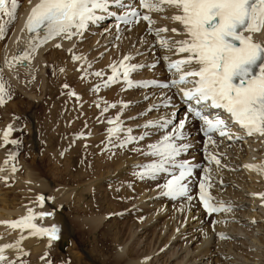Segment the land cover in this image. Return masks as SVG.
<instances>
[{"label": "rangeland", "instance_id": "rangeland-1", "mask_svg": "<svg viewBox=\"0 0 264 264\" xmlns=\"http://www.w3.org/2000/svg\"><path fill=\"white\" fill-rule=\"evenodd\" d=\"M20 1L23 3V0H18L19 10L22 7ZM8 6L10 9L11 0H9ZM19 10L17 9L16 11L17 16ZM161 18L165 17L161 16ZM16 19L17 18L12 20L6 15L0 16V23L5 24V33L3 37L0 38V50L7 44L8 36L11 33L12 26L15 24L14 22ZM108 24L107 20L101 22V26L100 24L97 26V28L102 30L101 34L100 32L89 33L87 39L78 42L80 43V47L86 45L87 42H90L93 37L98 34V39L105 36L107 34L105 29L108 27L111 28ZM106 30L109 31V29ZM127 30L128 28L125 29V36L130 34ZM118 33L119 32L116 30H113V33L111 32L113 39L106 42L107 45H105L107 47L105 49L97 51L100 49V47H97L95 51L98 53L95 54L92 59L91 55L88 56V54H85V61L83 64L74 62L72 58L74 55L80 56V53L74 54L79 48L76 49V47H74L68 52L53 48L49 49L44 53L45 60H47L43 67V74L38 72H32L33 74H26L23 71L19 72L18 76L20 79L22 78L21 86H17L19 89L13 84L15 83L13 82L14 79H8V74L5 73L6 71L2 67L3 64L0 59V84H3L5 90L3 97L4 102L0 104V125L3 127L11 125L12 129L8 137L9 142L6 143L3 139L2 144L3 148L7 150L5 153L7 157L6 164L15 166L17 169L14 167H12V169H15L17 174L19 172L18 176H14L15 178L10 177L9 179L7 178L8 180H5L0 168V208L3 207L4 204H6L4 207H9V209L13 206H17L18 208H16V211L35 206L39 208L40 203L45 205V201L50 202L49 194L51 191H49V189H53L55 192L69 189L73 191L71 194L72 199L69 198V201L66 203L62 202V204L60 203V205L55 207L56 210L58 209L61 211L63 218L58 217V221L54 224L57 226L59 221L61 223L58 233L59 239L52 241V246L49 247V249L54 247L52 248L54 250L51 249L53 253L47 264H124L123 262L137 261V259L145 260V258H148V261L145 260L147 264H177V257H169V252L173 250L171 249L173 244H170L171 240L167 239L170 235L174 234L173 232L175 231H173V229H177L176 226L179 225V222H184L186 230L182 237H179L181 239L174 242L176 248H179V246H189V249H195L200 239H202L203 233H206L207 229H210L211 233H214V222H216L217 225L214 214L211 215L212 217L208 216L209 218H206V216V222H202L196 228V232L198 231L199 233L190 238L186 237L190 235L188 228L193 224L188 222L197 217L199 212L195 202V194L200 190L199 183H206L208 179H210L208 175L206 176L204 171L206 155L209 156L211 148L215 147L216 149V147H221L220 145L213 146L212 143L204 144V142H207V140L204 139L202 143V138L199 136L200 134H198L195 124L193 125L191 123L186 125L185 134L188 139L181 142L188 144L192 142L193 146H190L187 152L183 153L179 158L181 160L183 158H191L192 161H196L194 163H197L195 176L189 177L186 181V183L189 184V195L192 197L191 200H188L186 197L172 199L161 195V189L157 187V184L164 182L163 176L153 180L149 178L141 179L138 175L141 169L138 168L137 165L148 163L153 159L152 157L141 155V151H147V145L159 140L163 135L162 132L149 131L150 135L145 140L123 147L114 146L119 143L115 138L112 143H109L107 136V119L111 115L117 116L122 113L121 119L125 121V127H132L134 129L133 134L139 135L144 132L145 129L138 126H142L149 120L159 119V114L168 116L173 110V108H159L151 112L146 111L153 103H157V99H160V101L162 100L163 97H158L161 91L164 90L166 92L165 95L172 96L173 102H177L175 93L173 91H168V89L158 90L153 88L147 90L146 88L134 87L125 90V85L118 86L117 84H112L109 87H101L99 92L92 90L95 85L103 84V81L109 76L104 72L106 64L112 60L115 61L117 56L122 53L121 50L118 52L108 50V48L113 45L112 41L117 39ZM155 40L156 39L151 38L147 44H152L154 46L156 45V43H154ZM140 42H145L144 36L139 37L133 44L136 46ZM121 44L122 45L119 44L120 46L118 45V47H122L123 42ZM158 49L160 48L154 47L151 51H147V53L150 55L158 54ZM52 54L54 56H52ZM106 55H109V57L107 61H104ZM53 57H59V59L54 58L55 60H53ZM88 63L91 67H89ZM161 65L162 61L158 63V66ZM145 68H151L150 70H152L153 74L150 73L152 76L156 75V77L151 76L152 78L168 77V75L163 74L164 72L161 67H158V69L157 66L154 68ZM96 71H102L104 77L100 78L91 74L85 75V72L94 73ZM138 75L131 78L136 79ZM65 85H67V87H65ZM23 89L35 95V97L32 99L25 96ZM73 92L76 95L69 94ZM145 96L149 98L144 99ZM105 101L109 105L115 101V104L126 102L130 106L125 109L117 106L113 113H111V108L108 112L101 114V109L106 106L104 103ZM97 104L100 106L97 107ZM174 110L176 113L179 111L176 107ZM179 115L180 112L176 117L177 120L180 119ZM12 140L18 141V143L13 144L11 143ZM33 142L36 144L34 145ZM241 142L243 144L241 147L246 146L245 148L249 151L246 140H240L239 143ZM206 147L207 151H205ZM218 150L222 152L220 149ZM223 152H227V154L219 153L216 150L211 153L220 160L219 165L212 160V162H214L213 164L216 165L219 177L226 176V173L231 174L235 172L229 168L232 163H229L230 157L228 154L230 153V155H232V153L227 150ZM121 155L124 157H133L131 155H134L139 158L136 159L137 161L133 160V162H129V165H125V162L122 164L125 165L124 168H122L121 165L119 166ZM240 156H242V153ZM10 158H12V160H9ZM236 158L237 159L234 160H240L238 156H236ZM3 159H5V156ZM25 170L32 173L31 175L33 176L31 179L33 181H43L47 185L48 189L41 192L42 196L45 197L43 202L38 199L40 194L31 193L30 188L25 184L28 182V178H24ZM236 173L240 174L238 178L241 180H239L240 184L238 183L239 185H237V187L234 186V191L237 192L238 188L242 191L245 189V186L248 187L249 184L253 187L257 185L255 182L253 183V181H251V175L245 173L242 168L236 170ZM247 174L250 176L251 180ZM226 177H228V175ZM230 179L232 180V178ZM230 179L219 181V183L221 182L222 184L215 185L220 186L217 187L221 190H228L231 186V184L228 183ZM245 181L246 183H244ZM210 188L213 194L217 193L213 184ZM155 190L156 194H153ZM147 193L148 195H146ZM244 193H246V191H244ZM142 194L144 195V199H140ZM32 197L34 201L30 200ZM244 197L248 198V196ZM137 201L139 203H137ZM149 201H151L149 204H144ZM21 203L22 206L24 205L23 208L21 207ZM33 203L34 205L36 203V205L34 206ZM248 203H246L244 207H230V209L234 212H238L236 215H238L239 212L245 211L257 215L260 209H250ZM54 205H56V203ZM147 205L151 207L148 206V208ZM189 211L192 220L189 219L188 221L186 218L190 216ZM2 212L5 214V217H11L10 219L7 217L8 221H0L1 223L3 222L2 224L5 223L8 225V231L3 235L8 234L7 236L10 238L15 233H18V228L15 227L16 229H14L10 224V222L13 223L11 221L12 218L15 219L17 215L14 211L8 212L9 215L5 213L7 210H3ZM86 218L87 220H85ZM236 218H240V216H236ZM93 219H95V223H91ZM197 220L200 222V219ZM234 223H236V221H234ZM256 224H260V221L253 223L254 227ZM0 230H2L1 227ZM132 231L135 232V237L133 239L130 238ZM8 232H12L13 234H9ZM258 232L260 233L262 230ZM1 236L2 234L0 233V238ZM258 236L261 238L262 234ZM191 238H193L192 241L194 242L187 244L186 241ZM132 240L134 242H132ZM225 240L228 241L229 239L225 238ZM233 241L235 240L232 239L230 242ZM243 241L247 242L248 240L245 241L243 239ZM224 243V245L216 244V242L213 243L215 244V247H213L214 252L211 251L213 255L207 254L208 257L206 256L201 260H204L203 262H209L210 264H217V262L221 264L222 260L224 262V258L220 256H222L221 252L224 251V247L227 248L229 242ZM210 245H212V243H210ZM232 245H234V248L239 246L234 242ZM246 245H248V242ZM122 247L123 252L120 253ZM199 250H197L195 254L196 257H199L198 255L201 254ZM248 250H244L243 248L242 250L240 249L239 252L240 254L242 253L241 255L244 257H248L251 253L250 251L248 252ZM253 250L255 251V249H251V251ZM246 252L249 254H245ZM28 254L29 252H27V255ZM120 254L124 256H120ZM179 254H182L181 251H179L178 255ZM210 255H212V257ZM117 257L119 261L116 259ZM217 258L220 259L217 260ZM250 260L252 261V258ZM21 261L23 260H18V262ZM237 261L242 262V260L239 259ZM145 262L144 264H146ZM187 264H189V262H187Z\"/></svg>", "mask_w": 264, "mask_h": 264}, {"label": "snow or ice", "instance_id": "snow-or-ice-1", "mask_svg": "<svg viewBox=\"0 0 264 264\" xmlns=\"http://www.w3.org/2000/svg\"><path fill=\"white\" fill-rule=\"evenodd\" d=\"M8 5L9 0H0V16L6 15L15 20L18 0H11L10 9ZM169 8L174 9V13L166 18L180 25L179 29L172 28L170 31L184 36V39L174 40L162 36L161 33L169 31L167 26L153 27L155 21L151 13H160ZM105 17L115 18L117 29L120 24L135 25L145 21L148 24L147 31L155 35L159 48L175 55L186 54L177 60H172L168 55L161 58L166 61L167 70L174 77L163 83L157 80H133L132 73L145 67L154 68L156 64L148 66L127 63L133 57L124 56L118 64L109 66L112 74L92 90L99 92L101 87H109L121 80L126 86L125 90L134 87L176 89V94L184 104L185 115L182 119L177 120V113L173 111L166 117L149 120L138 126L145 131L134 135L132 127H125L121 113L107 119L111 125L107 128V136L109 143L115 138L119 143L114 146L123 147L145 140L150 135L149 129L162 132L159 140L147 145V151H141V155L153 159L137 165L141 169L138 175L141 179L153 180L163 176L164 182L157 184L161 195L191 200L186 181L196 166L179 159L190 147V144L181 142L188 139L185 134L186 125L199 121V131L207 137L208 143H215L213 134L216 133L231 139V126L222 115L226 113L232 123L238 124L247 134L264 135V45L252 38V34L264 31V0H138V6L136 0H38L31 7L25 27L28 32L35 34L33 39L42 44L61 35L69 39L73 35H82L89 24L97 23ZM4 33L5 24L0 23V38ZM72 58L85 59L75 55ZM89 74L104 77L102 71L85 72V75ZM4 94V86L0 84V104L4 102ZM69 94L76 95L74 92ZM104 103L106 106L101 109V114L108 112L109 108L117 107L115 103ZM129 106L126 102L120 104L122 109ZM159 108L174 109L173 97L164 95L159 104H152L146 111ZM11 131L9 125L3 133L6 143L9 142ZM11 143L16 144L18 141L12 140ZM209 159L220 164V160L211 153ZM207 172L205 170L206 176ZM199 189V199L209 213L223 210L210 203L212 197L205 190V182L199 183ZM38 199L43 202L45 197L40 196ZM51 215L53 213H39L40 218ZM35 218L29 209L28 216L13 222L11 226L31 229L33 235H47L49 244L59 239L57 226L37 228L32 223ZM8 247L12 245L0 247V253ZM3 259L0 255V260Z\"/></svg>", "mask_w": 264, "mask_h": 264}, {"label": "bare ground", "instance_id": "bare-ground-1", "mask_svg": "<svg viewBox=\"0 0 264 264\" xmlns=\"http://www.w3.org/2000/svg\"><path fill=\"white\" fill-rule=\"evenodd\" d=\"M37 2H38V0H31V2H29V0H23V3L20 1V3H22V7L20 8V10H19V7L17 8L19 10L17 13H19V14H18V16L16 15L17 19L14 22L15 24L12 26V30H11L10 35L8 36L7 44L5 46H3V49H1L2 51L0 50L1 51L0 59H1L2 64H3L2 67L5 69V71H6L5 73L8 74L7 75L8 79L9 78L14 79L13 82H15V83H13V82H11V83H13L16 87L21 86V79L22 78L21 79L19 78V76H18L19 72L23 71L26 74H28V73L33 74L32 72H35V73L38 72L40 74H43V70H44L43 67L45 65V61L47 60V59L45 60L44 53L46 51H48L49 49L53 48V49H59V50H63V51L68 52L69 50L76 47V49L79 48V50L77 52H75L74 54L80 53V56H83V57H85V54L86 55L88 54V56L91 55V59H92V57L98 53L97 51H100V50L105 49L107 47L106 46L107 41H109L110 39H113L112 34H111V32L113 33V30H116L119 33L117 34V39L116 40L114 39L112 41L113 45L110 46L108 48V50L109 51H116V52L121 50L122 53L119 56H117V59L115 61L112 60L108 64H106V66H105L106 69L104 71L106 73V75L112 74L111 72H109L107 70L108 65L111 64L112 62H116L118 64V62L121 61L124 56H132L133 59L130 62L129 61L127 62V63H132V64H144V65L149 66L152 63H156L157 61H159V62L162 61L163 65L158 66V63H159L158 62L156 66H157V69H158V67H161L162 71L165 72L166 61L161 59L163 56H165V55L171 56V59L174 60V59L182 58V55H186V54L175 55L171 52H166L165 50H163L161 48L158 49V54L150 55L149 53H147V51H151L152 48H154V47L156 48L159 46H158L156 40L154 41V43H156V45H154V46L152 44H150V45L147 44L149 39H151V38L156 39L155 35H151L147 31L148 25L143 23V21H141L140 23L135 24V25H121L120 24L119 29H117V27H116L117 23L114 21L115 19L113 17H105L106 19L99 21L100 26H101V22H103L104 20H107V23H109L108 24L109 26L112 25L111 28H109V27L106 28V29H109V31H107L105 29L107 34L105 32L106 35L104 34L105 36H103L99 39H98L99 34L96 35L95 37H93V39L90 42L86 41L87 44L83 45V47H80V43H78L79 41H81L83 39H87L88 34L89 33L91 34L92 32H95V33L100 32V34H101L102 30L97 28V27L90 26L89 30L88 31L86 30V32L84 34H82L81 37H79V35H73L69 39L66 36L61 35V36H57V37L50 39L47 43L39 44L36 39H33L35 34L28 32V30L25 27L27 17H28L30 10H31V7L34 6ZM173 13H174V9H170V8L166 9L165 11L160 12V13H157V12L151 13L152 19H156V20H154L155 24L153 25V27L154 28H161V27L167 26L169 31L166 33H161L162 36H166V37H168L170 39H174V40L184 39V36L177 35V34L172 33L170 31L172 28H178V29L180 28L179 24L174 23L170 19L166 18V17H170ZM161 16L165 17V18H161ZM127 28H128L127 31L130 32V34H127L125 36V34H126L125 29H127ZM141 36L145 37V42L144 43L140 42L139 44H137L135 46L133 44V42H136L139 39V37H141ZM254 37L257 40L264 42V31H261L260 33L254 34ZM120 42L121 43L123 42L122 47H118L119 44L122 45ZM56 45H60V47H56ZM97 47H100V49L95 51ZM52 56H54V55L52 54ZM25 57H27V58H25ZM108 57H109V55H106L104 58V61H107ZM54 58L59 59V57H53V60H55ZM84 61H85V59L84 60H74V62H79L80 64H83ZM91 61H93V60H91ZM71 67H72V65H71ZM150 69L151 68L140 69V70L132 73L131 77H135V75L139 74L136 79L132 78L133 80H136V81H144V80H149L152 77H156V75L152 76L153 73H152V70H150ZM70 72H72V71H70ZM117 85L121 86V85H125V84L123 82H119ZM173 89L176 91L175 88H173ZM168 91H170V90H168ZM23 92H24V95L29 97V98L33 99V97H35V95L29 93L28 91H26V90L24 91V89H23ZM142 93H144V92H142ZM165 93L166 92L164 90L161 91V94L158 97L162 98L165 95ZM126 95H124V96H126ZM160 102H161L160 99H157V103H160ZM113 103H111V104H113ZM157 103H153V104H157ZM116 104L118 107H120L121 103H116ZM115 110H116V108H113L111 110V113H113ZM173 111H175V110L173 109L171 112H173ZM159 115H160L159 118L166 117V116H164V114H159ZM222 115L224 118H227V115H225V114H222ZM112 116H115V115H112ZM227 120H228V118H227ZM148 131L157 132V131L152 130V129H149ZM4 132H5L4 127L2 125H0V142H1V145H0V168H1V173H2V176L5 178L6 177L8 179L10 177L15 178L14 176H16V175L18 176L19 172L17 174V172L15 170L13 171L12 167H14V168H16V167L10 166V165L5 163V161H7L6 160L7 157L5 155L7 150L5 148H3V144H2ZM231 134H232L231 139H228L227 137H221L218 133L214 134V136L217 138H213L215 143L214 144L212 143V145L213 146L220 145L221 147H216V149H215V147H213L210 149V151H211V153H213L215 150L218 151L219 153H225V152H223L224 150L231 152L232 155H230V153L228 154V156L230 157L229 163H232L229 168H231V170H233L235 172H232L231 174L225 172L226 176L228 175V177H226L225 175L223 177H219L218 176L219 173L216 170V165L213 164L214 162H212V160L209 159L208 155H206V158H207L206 160H210V161L205 162L206 165L204 168V171L208 170L207 175L210 178L205 183L206 184L205 190L208 192L209 195L212 196V199L216 204L224 205L225 209L220 214L215 215L216 220H217V225H216V222H214V224H213V227H214L213 232L214 233H211L210 229H207V231L205 230L206 233H203L202 239H200V242L198 243L197 247H195V249H193V248L189 249V246L188 247L187 246H183V247L179 246V248H176V246L174 245V242L176 240L181 239L179 237L180 236L182 237L184 231L186 230L184 222H181V223L179 222V225L176 226L177 229H176V227H175L176 230L173 229V231H175V232L172 231L174 234L172 233L173 235H170L167 239V240H171L170 244H173V246L171 247V249H173V250H172V252H169L170 253L169 257H175V258L177 257L178 258L177 264H187V262H189V264H197V263H199V264L200 263L210 264L209 262H203L204 260H201V259H204L207 256V254H212L214 252L213 247H215V244H213V243H215V242H216V244L218 243V244H223V245L225 244L224 242H227V243L229 242L227 245V248L224 247V251L221 252L222 256H220V257L224 258V260H225L224 262L222 260V263L220 261L221 264H241V263L242 264H264V162L262 161L264 158V135H260V134H256V133H254L252 135H246L247 132L242 131V130L232 132ZM244 138H246L245 140H246V144L248 146L247 148L249 149V151L245 148L246 146L241 147V145H243V144H242V142L239 143V141H238L239 139L244 140ZM33 144L35 145L36 143L33 142ZM190 146H193L192 142H190ZM218 149H220L222 152H220ZM239 153L240 154L242 153V156H240ZM225 154H227V152ZM4 156H5V159H3ZM131 156H133V157L122 156L120 158L121 160H119V162H120L119 166L121 165L122 168H124L125 165H129V162H133V160L137 161L136 159L139 158L138 156H134V155H131ZM236 156L239 157V159H240L239 161L234 160V159H237ZM9 160H12V158H10ZM182 160H186V158H183ZM189 161L191 163L196 162L195 160H193V161L189 160ZM124 163H125V165H122ZM248 165H252L254 167H247ZM239 168L240 169L242 168V170H244L245 173H248L251 175L252 180L250 179V176L247 174L249 176V179L251 181H253V183L255 182L257 184V185L255 184L256 186H254L256 188H254L253 186H251L249 184V186L248 187L245 186V189L242 191H241V189L238 188V191H237L238 194L236 191H234V186L237 187V185L240 184L239 180H241L238 178V175L240 176V174L236 173V170H238ZM24 174H25L24 178H28V182H26L25 184L30 188L31 193H34V194L39 193L40 196H42L41 192L48 189L47 185L43 181H38V180L33 181L31 179V177L33 175H31L32 173L30 171L25 170ZM241 174H242V172H241ZM230 178H232V180ZM226 179H230L228 183L231 184V186L228 188V190H226V189L221 190L220 188H218L220 186L215 185V184L221 185L222 183L221 182L219 183V181L226 180ZM242 179H244V178H242ZM235 183H237V184H235ZM244 183H246V181ZM244 183H242V184H244ZM87 184H89V183H87ZM212 184L214 185V187L216 189V192H217L216 194H213L211 192L210 186ZM247 185H248V183H247ZM89 186H88V188H89ZM49 191H51L49 194L50 202L45 201L46 202L45 205L40 203L39 208H38V206L37 207L35 206L36 203H35V205L33 203V205L35 207H30V208H27L25 210L21 209V210L16 211L17 210L16 208H18L17 206H13V207H11V209H9V207H4V205H6V204L3 203L4 204V205L2 204L3 207L0 208V221L1 220L2 221H8V218H9L8 216H7L8 218L5 217V214L2 212L3 210H5V211L7 210V212H5L6 215H9L8 212L14 211V213H16L17 217L15 215H13L16 218L15 219L12 218L11 221L16 222V221L20 220L21 218L28 216L29 215V209H31L33 214L36 216V218L32 221V223H34L37 226V228H48V227L53 226L55 224V222L58 221V217L63 218L61 211L58 209L56 210L55 207L57 205H60V203L62 204V202L66 203L67 201H69V198H71V194L73 193V191L70 189L69 190L56 191V192L53 189H49ZM244 191H246V193H244ZM153 192H154L153 194H156V190ZM199 192H200V190L198 191V193ZM153 194H151V195H153ZM146 195H148V193ZM244 196H248V198H245ZM164 197H166V196H164ZM141 198L144 199L143 194H142V196H140V199ZM151 199H152V196H151ZM30 200H33V197L30 198ZM138 201H137V203L140 202V201L139 202ZM29 202H31V201H29ZM150 202L151 201L144 203V204H149ZM195 202H196V195H195ZM55 203H56V205H54ZM246 203H248V206H250V209L259 208L260 210H258V214L255 215V213H250L249 211L248 212L245 211V212H239V214L236 215L238 212H234L232 209H230V207H242V206L244 207L246 205ZM7 204H10V203H7ZM136 204H134V205H136ZM196 204H197V202H196ZM236 204H237V206H236ZM150 205H152V204H150ZM254 205H256V206H254ZM23 206L21 203L22 208H23ZM139 206H142V205H139ZM148 206L149 205H147V207ZM149 207H151V206H149ZM197 207H198V204H197ZM198 210H199V207H198ZM41 212L53 213V215L47 216L44 218H40L39 213H41ZM199 212H198V216L193 218V220H192L191 213L189 211L190 216H187L186 220L189 221V219H191L192 221H190L188 223H193V224L188 228L190 235H188L186 237L190 238V237L196 235L197 233H199L198 231L196 232V228L202 222H206L205 217L207 215H205L200 210H199ZM189 213H187V214H189ZM211 215H208V216H211ZM236 216H240V218H236ZM149 219H151V218H149ZM197 219H200V222ZM85 220H87V218ZM195 220H197V221H195ZM194 221H195V223H194ZM234 221H236V223H234ZM256 221H260V224H256L254 227L253 223H255ZM2 223L0 222V227L2 228V230H0V233L2 234V236L0 238V247H3L5 245H12V247L4 248L3 252L0 253V255H2L4 257L3 260H0V264H47L48 263V260L52 256V253H53V251H51V249L54 247L49 249V247L52 246V242H51V244H49V241L47 239V235H38V234L33 235L31 229L21 228L18 226L17 227L18 233H15L13 231L15 234L13 236H11L10 238H8V236H7L8 234L3 235V234H6V231H8L7 230L8 225L5 223L4 224H2ZM91 223H95V219L91 220ZM10 224H12V223L10 222ZM60 225H61V223L59 221V223L57 225V227L59 229H60ZM10 229H11V226H10ZM14 229H16V228H14ZM259 230H262V232L259 233L258 232ZM8 233L13 234L12 232L11 233L8 232ZM116 233H117V231H116ZM259 234H262L261 238H259V236H258ZM130 235H131L130 238L133 239L135 237V232L132 231ZM22 237H23V239H22ZM224 237L228 238L229 240L226 241ZM232 239L235 240L233 242L238 244L239 246H237V247L235 246L236 248H234L233 247L234 245H232L233 242H230ZM243 239L248 242V245H246L247 242H244ZM192 240H193V238H191L190 240H187L186 243L187 244H189L191 242L193 243L194 241H192ZM132 242H134V241L132 240ZM210 243H212V245H210ZM201 247H203V248H201ZM209 248H211V249H209ZM243 248H244V250L249 249L248 252L249 251L251 252L250 254L252 257L250 256V254L248 252H246L245 254H249L250 259L252 258V261L249 259V256L248 257L246 256L247 257L246 258L243 255H241L242 253L240 254L239 250L240 249L242 250ZM251 249H255V251L254 250L251 251ZM52 250H54V249H52ZM124 250H125V247H124ZM197 250H199V252L201 253L199 255L197 254L199 257L195 256ZM179 251H181L182 254L178 255ZM211 251H213V252L211 253ZM27 252H29L28 255H27ZM121 252H123V247H122V249H120V253ZM260 252H262V253H260ZM23 255H25V256H23ZM121 255L124 256L123 254H120V256ZM212 255H210V256L212 257ZM20 259L23 261L18 262V260H20ZM116 259L118 260V257ZM169 259H171V258H169ZM219 259L217 258V260H219ZM238 259L242 260V262L237 261ZM145 260L148 261V258H145ZM145 260L137 259V261L133 260L132 262H123V263L124 264H144ZM123 261H125V260H123ZM210 262H211V260H210ZM217 264H218V262H217Z\"/></svg>", "mask_w": 264, "mask_h": 264}]
</instances>
